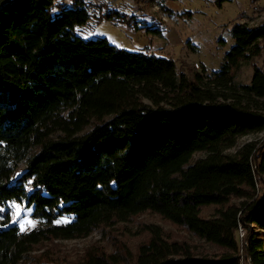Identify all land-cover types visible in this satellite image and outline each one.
Returning <instances> with one entry per match:
<instances>
[{"label": "trees", "instance_id": "16d2710c", "mask_svg": "<svg viewBox=\"0 0 264 264\" xmlns=\"http://www.w3.org/2000/svg\"><path fill=\"white\" fill-rule=\"evenodd\" d=\"M55 2L0 0V264H264V141L225 153L264 132V70L235 82L243 63L264 58V22L235 24L222 69L191 78L172 59L83 40L87 4L53 18ZM13 202L33 208L37 228L11 223ZM210 206L217 213L203 217ZM147 212L222 253L200 258L152 225L136 255L31 256Z\"/></svg>", "mask_w": 264, "mask_h": 264}, {"label": "rangeland", "instance_id": "374dc122", "mask_svg": "<svg viewBox=\"0 0 264 264\" xmlns=\"http://www.w3.org/2000/svg\"><path fill=\"white\" fill-rule=\"evenodd\" d=\"M76 1L86 3L91 14L87 25L76 28L78 37L85 41L105 38L119 50L172 59L178 72L191 78L204 70L213 75L222 69L226 55L235 46V24L246 23L255 27L264 22V0L224 3L220 0H56L50 10L51 16L58 17L64 9L73 8ZM106 14L112 20L102 21ZM154 30L160 33L156 34ZM256 68L264 70L263 57L241 65L236 72V85H249ZM256 141H264V132L240 138L237 146L225 153L234 154L243 145ZM205 156V153H197L194 161ZM240 202L237 199L232 201L234 204ZM8 208L11 223L20 229L23 225V232L38 227L39 222L32 216L33 208L27 207L26 202H13ZM18 210L20 215L17 217ZM217 210L216 206L203 208L202 216L212 217ZM152 225L161 227L166 239L189 244L200 258H218L222 253L220 248L206 244L186 228L147 212L126 223L101 228L85 239L44 242L34 247L31 256L43 262L76 263L93 249L113 253L121 247L136 255L139 246L149 241L147 228Z\"/></svg>", "mask_w": 264, "mask_h": 264}, {"label": "built area", "instance_id": "2783aa9c", "mask_svg": "<svg viewBox=\"0 0 264 264\" xmlns=\"http://www.w3.org/2000/svg\"><path fill=\"white\" fill-rule=\"evenodd\" d=\"M196 67H199L198 65H196ZM240 236H241V238H243L244 237V235H245V232H244V229L242 228V227H240Z\"/></svg>", "mask_w": 264, "mask_h": 264}, {"label": "snow or ice", "instance_id": "6c2138e0", "mask_svg": "<svg viewBox=\"0 0 264 264\" xmlns=\"http://www.w3.org/2000/svg\"><path fill=\"white\" fill-rule=\"evenodd\" d=\"M17 209H19V206H17ZM17 217L20 215L19 210L15 214ZM21 230H24L23 225H21Z\"/></svg>", "mask_w": 264, "mask_h": 264}]
</instances>
